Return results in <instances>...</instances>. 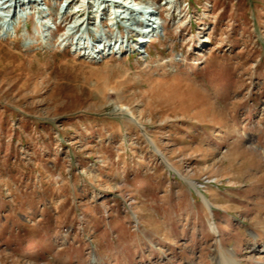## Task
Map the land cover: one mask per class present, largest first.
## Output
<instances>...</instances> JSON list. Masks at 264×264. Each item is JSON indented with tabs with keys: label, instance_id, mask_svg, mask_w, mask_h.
Listing matches in <instances>:
<instances>
[{
	"label": "rangeland",
	"instance_id": "rangeland-1",
	"mask_svg": "<svg viewBox=\"0 0 264 264\" xmlns=\"http://www.w3.org/2000/svg\"><path fill=\"white\" fill-rule=\"evenodd\" d=\"M151 1L138 51L0 32V264L264 263V0Z\"/></svg>",
	"mask_w": 264,
	"mask_h": 264
},
{
	"label": "built area",
	"instance_id": "built-area-1",
	"mask_svg": "<svg viewBox=\"0 0 264 264\" xmlns=\"http://www.w3.org/2000/svg\"><path fill=\"white\" fill-rule=\"evenodd\" d=\"M146 0H0V17L1 23L5 27L13 25L16 19H29L31 15H35V20L40 22L43 19V26L50 27L55 24V30L61 29L59 39L67 37L69 41H73L74 48L80 40V45H88L79 48L84 55H90L88 58H101L105 53H115L119 49L120 42H128L132 40L136 34L145 29L146 39H151L164 31L167 27L162 19V7L157 5L156 1ZM168 9H174L176 4L170 0L164 1ZM164 9V8H163ZM179 9V7H178ZM182 9H180L181 11ZM144 16H141L143 12ZM5 15V16H4ZM23 16V18H21ZM21 18V19H20ZM112 20V21H111ZM104 21H111L108 24ZM136 21H140L139 24ZM12 22V23H11ZM108 29H114L119 41H109V37L102 33ZM102 31V32H101ZM64 32V33H63ZM99 32H101L99 34ZM63 33V35H61ZM164 33V32H163ZM82 35V36H81ZM124 35V36H121ZM102 36L107 40L100 42ZM64 42V41H63ZM99 45L102 52H97L93 45ZM86 48V49H85ZM76 49V48H75ZM82 50V51H81ZM86 50V51H85Z\"/></svg>",
	"mask_w": 264,
	"mask_h": 264
},
{
	"label": "bare ground",
	"instance_id": "bare-ground-1",
	"mask_svg": "<svg viewBox=\"0 0 264 264\" xmlns=\"http://www.w3.org/2000/svg\"><path fill=\"white\" fill-rule=\"evenodd\" d=\"M148 5H150L151 7H153L152 6V3H149ZM146 12L147 11H145V12H143L142 14H141V16H144L145 14H146ZM5 16V15H4ZM21 18H23V16H21ZM20 18V19H21ZM42 21V20H41ZM112 21V20H111ZM111 21H109V22H111ZM108 21H104L103 23H109ZM12 23V22H11ZM38 24H40V23H38ZM8 25H10V23L8 24ZM165 26H166V24H165ZM15 29H17V27L15 26ZM12 29H11V27H5L4 25H0V32L1 31H4V32H9V31H11ZM102 32V31H101ZM101 32H99V34L101 33ZM64 33V32H63ZM63 33H62V35H63ZM102 33H104V34H106L107 35V37H109V41H112V38H114L115 39V41H119L118 39H119V36H117L116 35V31H114V29H108V30H105V32L103 31ZM82 36V35H81ZM121 36H124V35H121ZM139 36H144L143 35V33H141ZM104 37L105 36H102V39L100 40V42H105V47L106 48H108V46L106 45V41L107 40H105L104 39ZM82 39V38H81ZM81 39H79V43H80V40ZM64 40H68L67 39V37H65L64 39H61L60 40V43L62 42V41H64ZM76 43V45H75V48H76V50L77 49H79V48H82V47H86L87 45H88V43L87 44H84L83 46H81L79 43ZM66 43V42H65ZM68 43H73V41H69L68 40ZM93 45V48L95 49V51H97V52H102L104 49H101V48H99L100 46L99 45H96V43H94V44H92ZM125 45H127V42H124V40L123 41H121L120 42V45L118 46L119 47V49H123L124 47H125ZM86 49V48H85ZM82 51V50H81ZM86 51V50H85ZM206 204L207 205H209L208 203H207V201H206ZM250 235H252V234H250ZM261 252H264V247H263V249L261 250ZM231 263V262H230ZM229 263V261H228V259L226 258V257H224V256H222V257H220L219 259H217V261L215 262V264H230ZM262 264H264V263H262Z\"/></svg>",
	"mask_w": 264,
	"mask_h": 264
}]
</instances>
